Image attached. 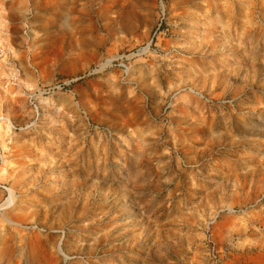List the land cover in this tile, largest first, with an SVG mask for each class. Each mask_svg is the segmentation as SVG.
I'll use <instances>...</instances> for the list:
<instances>
[{
  "label": "rangeland",
  "instance_id": "obj_1",
  "mask_svg": "<svg viewBox=\"0 0 264 264\" xmlns=\"http://www.w3.org/2000/svg\"><path fill=\"white\" fill-rule=\"evenodd\" d=\"M0 148V264H264V0H0Z\"/></svg>",
  "mask_w": 264,
  "mask_h": 264
},
{
  "label": "bare ground",
  "instance_id": "obj_2",
  "mask_svg": "<svg viewBox=\"0 0 264 264\" xmlns=\"http://www.w3.org/2000/svg\"><path fill=\"white\" fill-rule=\"evenodd\" d=\"M11 192H12V191H11ZM11 192H10V193H11ZM12 200H13V196H12V193H11V196L8 198L6 204H10V203L12 202ZM5 206H6V205H5Z\"/></svg>",
  "mask_w": 264,
  "mask_h": 264
},
{
  "label": "built area",
  "instance_id": "obj_3",
  "mask_svg": "<svg viewBox=\"0 0 264 264\" xmlns=\"http://www.w3.org/2000/svg\"><path fill=\"white\" fill-rule=\"evenodd\" d=\"M2 157V150H1V148H0V158Z\"/></svg>",
  "mask_w": 264,
  "mask_h": 264
}]
</instances>
